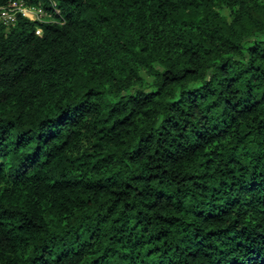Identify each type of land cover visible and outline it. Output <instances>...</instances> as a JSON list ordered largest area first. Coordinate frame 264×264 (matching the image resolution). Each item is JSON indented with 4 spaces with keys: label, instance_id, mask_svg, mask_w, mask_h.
I'll use <instances>...</instances> for the list:
<instances>
[{
    "label": "trees",
    "instance_id": "16d2710c",
    "mask_svg": "<svg viewBox=\"0 0 264 264\" xmlns=\"http://www.w3.org/2000/svg\"><path fill=\"white\" fill-rule=\"evenodd\" d=\"M25 1L0 264H264V0Z\"/></svg>",
    "mask_w": 264,
    "mask_h": 264
},
{
    "label": "built area",
    "instance_id": "2783aa9c",
    "mask_svg": "<svg viewBox=\"0 0 264 264\" xmlns=\"http://www.w3.org/2000/svg\"><path fill=\"white\" fill-rule=\"evenodd\" d=\"M19 14L33 20L52 18L51 12L47 11L42 5H28L25 0H10L0 6V30L2 28L7 30L14 25Z\"/></svg>",
    "mask_w": 264,
    "mask_h": 264
},
{
    "label": "rangeland",
    "instance_id": "374dc122",
    "mask_svg": "<svg viewBox=\"0 0 264 264\" xmlns=\"http://www.w3.org/2000/svg\"><path fill=\"white\" fill-rule=\"evenodd\" d=\"M223 12H224V13H226V14L228 13V11H227V10H223Z\"/></svg>",
    "mask_w": 264,
    "mask_h": 264
}]
</instances>
